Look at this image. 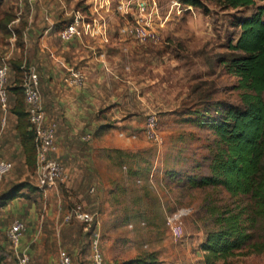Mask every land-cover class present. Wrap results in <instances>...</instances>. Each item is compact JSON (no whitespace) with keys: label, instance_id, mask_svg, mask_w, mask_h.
<instances>
[{"label":"rangeland","instance_id":"rangeland-1","mask_svg":"<svg viewBox=\"0 0 264 264\" xmlns=\"http://www.w3.org/2000/svg\"><path fill=\"white\" fill-rule=\"evenodd\" d=\"M117 1L110 0L111 7ZM202 1L205 9H184L187 4L181 0H158L155 22L160 41L139 44L130 36L118 38L126 19L113 8L103 11L96 0H42L33 5L0 0V21L12 17L6 30L0 28V65H10L9 106L0 108V156L13 163L0 183L4 264H20L21 253L28 257L25 264H58L61 250L70 254L71 264H91L89 243L95 233L107 264L147 253H155L158 264H206L201 244L207 233L220 229L218 219L238 212L252 241L262 240L260 220H249V195H232L221 185L191 186L189 179L209 174L218 146L214 132L196 121V111L206 98L242 104L239 78L226 72L218 57L228 53V43L239 36L236 19L252 15L260 6L264 10V0L235 9ZM89 6L105 16L111 39L62 42L55 33L76 10L91 16ZM46 16L55 21L48 33ZM16 61H21L19 73L13 68ZM29 65L38 73L45 115L56 124L54 157L67 172V179L53 190L37 188L35 170L25 164L10 111L11 87L23 77L22 66ZM70 68L84 75L80 85L66 80ZM150 115L157 119L159 143L145 134ZM16 187L20 196L5 200ZM74 204L93 214L89 227L63 220ZM180 207L190 214L182 218V238L175 240L165 216ZM16 217L25 222L26 231L15 252L6 231ZM131 221L133 228L127 226ZM226 264H264V252L236 254Z\"/></svg>","mask_w":264,"mask_h":264},{"label":"trees","instance_id":"trees-1","mask_svg":"<svg viewBox=\"0 0 264 264\" xmlns=\"http://www.w3.org/2000/svg\"><path fill=\"white\" fill-rule=\"evenodd\" d=\"M181 1L187 5L206 8L202 0ZM210 1L232 9L248 7L255 2V0ZM263 12V7L260 6L252 15L236 19L235 25L240 29L239 36L235 43H228L229 52L218 57L219 64L226 72L239 78L238 88L243 90L242 104L236 105L224 100L212 101L206 98L204 107L196 111L200 116L196 121L199 125L214 132L218 139V146L210 161L209 174L203 175L199 180L189 179L191 186L221 185L232 195H249L252 201L249 220L251 222L260 220L263 230L262 240L252 241V234L241 220V212L228 213L225 217L218 219L221 223L220 229L208 232L205 241L201 244L206 264L215 260H220V264H226L227 259L236 254L264 252ZM11 20L12 17H8L5 21H0V28L6 30ZM13 68L19 73L21 61L14 62ZM21 82L22 78H18L15 85L11 87L14 102L10 111L16 119L15 130L25 164L35 170V145L25 112ZM19 190L20 187H16L3 198L12 200L20 196L18 195ZM245 246L248 249L242 252ZM1 262L2 256H0V264ZM158 262L155 253H147L117 264H158Z\"/></svg>","mask_w":264,"mask_h":264},{"label":"built area","instance_id":"built-area-1","mask_svg":"<svg viewBox=\"0 0 264 264\" xmlns=\"http://www.w3.org/2000/svg\"><path fill=\"white\" fill-rule=\"evenodd\" d=\"M20 3L27 2L30 5L39 3L41 0H19ZM99 6L104 8L103 11H117L126 22L120 24L118 28L119 37L130 36L139 44H156L160 41V33L156 27L158 24L155 18L158 16V0H118L114 7H111L110 0H96ZM95 2V3H96ZM178 12L182 11L180 3L174 2ZM184 9H191V5H185ZM99 10L94 9L89 14L77 10L72 17L58 31L57 36L62 42H69L74 39H82L89 37L99 39L104 42L109 41L108 26L105 16L99 14ZM97 13V16L94 14ZM99 14V15H98ZM53 26V23H50ZM10 65L4 61L0 65V108L6 110L9 106L7 79ZM22 90L25 103V112L29 122V128L33 133L35 145V177L37 186L43 190H53L57 184L67 179V172L63 165L54 157L57 152L56 147V124L48 121L42 105V97L39 90V77L32 65L22 66ZM70 75L67 81L74 85H80L84 80V75L80 70L70 68ZM145 134L148 138L159 143L161 137L157 131V119L150 115L145 121ZM121 136L122 133H119ZM1 140V134H0ZM13 169V163L0 156V183L3 178ZM164 187V185H162ZM188 208H177L165 216V223L169 228L173 239H181L184 230L182 218L189 215ZM63 220L70 222L77 220L89 227L94 220L93 214L84 210L80 204H74L67 212L64 213ZM140 226L144 225V221L138 220ZM134 222H129L128 227L133 228ZM26 231V224L21 218H14L6 231L7 240L11 249L15 252L18 250L20 241ZM90 259L91 264H107L98 234L95 233L90 239ZM20 264H25L28 257L25 253L17 255ZM71 256L66 250L59 252L58 264H71ZM1 264H4L1 262Z\"/></svg>","mask_w":264,"mask_h":264},{"label":"crops","instance_id":"crops-1","mask_svg":"<svg viewBox=\"0 0 264 264\" xmlns=\"http://www.w3.org/2000/svg\"><path fill=\"white\" fill-rule=\"evenodd\" d=\"M41 2H42V0L39 2V4H41ZM93 10V8L91 7V6H89V8H88V12L90 11H92ZM77 11V10H76ZM45 20L47 21V23H45V30H44V33H48L49 31H51V30H53L54 28V24H55V21L51 18V17H49V16H46L45 17ZM50 23H53V26L51 27L50 26ZM55 34H57V32L55 33ZM108 37H109V39H111V36H109L108 35ZM118 38H121V37H118ZM119 48L122 50V51H124V46H119ZM49 50V49H48Z\"/></svg>","mask_w":264,"mask_h":264}]
</instances>
